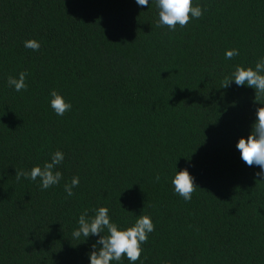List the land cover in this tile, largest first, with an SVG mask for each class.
Returning a JSON list of instances; mask_svg holds the SVG:
<instances>
[{"label":"trees","instance_id":"16d2710c","mask_svg":"<svg viewBox=\"0 0 264 264\" xmlns=\"http://www.w3.org/2000/svg\"><path fill=\"white\" fill-rule=\"evenodd\" d=\"M192 2L203 16L173 32L151 0H0V264H90L99 236L72 232L100 207L121 229L151 217L135 264H264V177L236 148L264 96L221 88L264 58V0ZM52 90L72 105L63 116ZM56 151L58 185L16 180ZM182 169L198 187L189 202L172 184Z\"/></svg>","mask_w":264,"mask_h":264},{"label":"clouds","instance_id":"9594fccd","mask_svg":"<svg viewBox=\"0 0 264 264\" xmlns=\"http://www.w3.org/2000/svg\"><path fill=\"white\" fill-rule=\"evenodd\" d=\"M135 2L144 7L149 4V0H135ZM151 2L158 10L159 18L156 26H166L173 32L176 31L177 26L186 27L193 18L200 19L206 11L199 5L193 6L192 0H151ZM24 47L38 51L41 45L37 40L32 39L25 41ZM237 55H239L237 49H231L225 53L226 59H232ZM26 76L27 72H20L18 78L9 76L7 83L17 92L27 90ZM233 81L237 86L246 85L254 89L255 101L258 97L264 96V58H261L254 68L237 66L230 76H225L221 88H227ZM50 96L52 97L51 108L58 116H63L71 110L72 105L66 102L58 91L52 90ZM236 148L240 152L241 160L247 166H259L261 171L256 175L264 177V107L256 109V120L251 126L250 134L247 139L240 138ZM63 160L64 153L56 151L51 155L50 162H45L42 167L37 165L30 171H16L15 178L17 181L21 177L31 181H36L39 178L41 189L47 190L60 183L62 173L55 169L62 164ZM155 179L158 182L159 175ZM79 182L80 178L75 176L70 184L65 183L64 191L68 197L74 195L73 188L78 187ZM172 184L175 193L182 197L185 202H189L192 199V194L198 189L194 183V178L186 169L175 172ZM121 209L124 210L122 207ZM78 225L79 227L72 232L74 239L83 236L86 240L89 236H99L89 253L90 264H113V262H120L124 257L131 264H135L144 251L142 245L148 242L149 234L155 230V225L148 215L138 216L132 226L121 229L119 225L112 222L107 207L96 209L95 215L92 217L88 216L87 209L84 210L79 216Z\"/></svg>","mask_w":264,"mask_h":264}]
</instances>
